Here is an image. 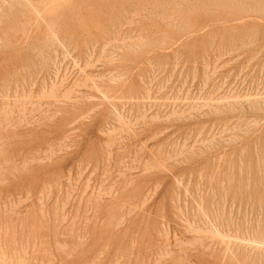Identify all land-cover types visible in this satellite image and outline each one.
<instances>
[{"label":"rangeland","instance_id":"1","mask_svg":"<svg viewBox=\"0 0 264 264\" xmlns=\"http://www.w3.org/2000/svg\"><path fill=\"white\" fill-rule=\"evenodd\" d=\"M263 244L264 0H0V264Z\"/></svg>","mask_w":264,"mask_h":264},{"label":"bare ground","instance_id":"2","mask_svg":"<svg viewBox=\"0 0 264 264\" xmlns=\"http://www.w3.org/2000/svg\"><path fill=\"white\" fill-rule=\"evenodd\" d=\"M218 233V232H217ZM264 245V244H263ZM229 246V245H228Z\"/></svg>","mask_w":264,"mask_h":264}]
</instances>
